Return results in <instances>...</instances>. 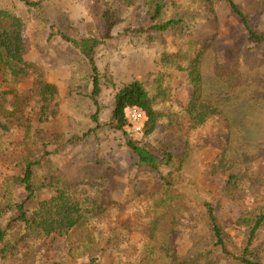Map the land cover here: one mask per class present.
Returning a JSON list of instances; mask_svg holds the SVG:
<instances>
[{
    "label": "rangeland",
    "instance_id": "1",
    "mask_svg": "<svg viewBox=\"0 0 264 264\" xmlns=\"http://www.w3.org/2000/svg\"><path fill=\"white\" fill-rule=\"evenodd\" d=\"M25 1L40 2L0 0V9L24 20L27 58L58 86L59 95L47 113L32 89V76L0 75V122L9 129L0 134V208L5 201H24L25 190L20 183L23 162L37 158L44 160L37 170L38 179H45L52 168L72 183L70 187L77 196H89L103 233L95 234L86 244L77 234L47 232L21 247L13 260L3 262L0 258V264H119L122 257L120 261L137 264L144 258L151 222L165 211L163 188L155 174L136 171L135 155L121 131L91 133L97 128V108L89 99L92 85L85 64L55 34L60 29L74 37H101L105 3L43 0L39 7L32 8ZM165 1L180 4L187 0ZM233 1L253 29L264 35V0ZM211 2L219 20L215 29H197L182 39L170 31L154 42L145 36L125 34L131 26V15L124 10L118 18L126 20L116 26L113 39L99 55L100 66L110 68L113 78L99 99V119L105 124L111 120L117 91L136 80L149 85L159 70L162 52L170 50L188 60L208 48L202 66L201 96L220 111L219 115L209 117L203 126L188 117L194 95L189 84L187 90L177 87L179 93L171 102L155 100L154 108L162 115L155 133L144 137L127 126L132 138L157 155L163 147H171L174 159L161 171L172 173L173 193L181 198L178 204L170 205V213L160 226L158 255L145 264H170L172 255L188 260L204 249H214L220 264H241L214 248L203 202L214 205L228 246L237 252L243 250L259 216L264 214V44L249 40L224 0ZM131 7L137 26L150 20L156 2L133 0ZM232 58L241 63L244 73L243 83L237 87L226 84L223 78ZM173 84L178 85L177 81ZM179 112L184 119L172 125V116ZM75 137L82 139L73 145L66 143ZM225 157L236 163L232 171L238 177L236 184H229V175L222 168ZM45 184L46 189L28 204L31 210L56 196L57 188L49 181ZM18 237L9 240L16 242ZM250 250L264 263V223ZM93 258L99 261L95 263Z\"/></svg>",
    "mask_w": 264,
    "mask_h": 264
},
{
    "label": "trees",
    "instance_id": "2",
    "mask_svg": "<svg viewBox=\"0 0 264 264\" xmlns=\"http://www.w3.org/2000/svg\"><path fill=\"white\" fill-rule=\"evenodd\" d=\"M139 0H136V2ZM150 1V0H144ZM156 2V10L150 16L146 23H139L134 26L131 3L133 0H103L105 7L102 6V30L101 37L90 35L87 37H74L60 29L55 34L65 40L76 54L83 60L87 75L91 82V93L89 99L97 108L94 115L97 128L92 130L116 129L121 131L126 137L127 146L133 151L136 159V171L138 173H151L159 177L164 195L165 211L151 222L150 236L145 243L144 258L137 264H145L154 260L157 254V237L161 224L170 213V205L178 204L181 201L180 196L173 193L174 181L172 173L165 175L162 173V167L169 164L174 155L171 147H163L161 154L157 155L148 146H142L136 139L132 138L127 131L130 127L126 117L128 107L137 106L143 109L148 116L143 135L149 137L158 128V121L162 115L158 114L154 108L155 100L164 99L171 102L175 95H178L177 87L184 90L194 88L192 98V108L188 111L190 117L196 124L203 126L209 117L220 114V111L213 108L202 100V66L206 59L208 48H203L197 57L191 56L188 60H183L180 54L171 53L165 50L158 57L159 70L149 81V85L141 81H134L119 89L115 95V103L110 122H100V97L113 82L110 68L102 69L99 64L100 53L103 46L113 39V31L118 24L124 23V19L118 18V13H127L131 15L129 26L125 32L126 35L145 36L148 41L154 42L159 36L170 31L176 32L180 39L189 33L202 28L215 29L218 24V15L211 0H187L184 3H167L165 0H152ZM230 10L239 19L240 24L245 29L249 40L254 44H264V35L259 34L253 29L248 18L233 0H224ZM40 2L25 1L32 8L39 7ZM25 22L12 12L0 9V75L4 78H10L14 73L20 75L32 76V89L40 98L45 112H49L51 104L59 95V88L56 84L49 81L47 74L39 65L27 58V50L24 40ZM110 35V37L108 36ZM212 40L210 44L213 42ZM226 84L237 87L241 86L244 80L241 63L232 58L229 70L223 75ZM174 81L178 85L174 86ZM0 105V113H2ZM179 112L172 116V125L183 120ZM131 128V127H130ZM8 127L0 122V134H6ZM86 134L84 137H87ZM82 138H71L66 143L74 144L75 141ZM228 157L222 159V168L228 173L229 184H236L238 177L232 172L236 163L228 160ZM27 158L23 162V177L20 179L21 185L25 190L24 201H5L4 207L0 208V258L3 262L13 260L23 248L34 238L40 237L47 232H55L61 235L73 233L81 236L82 242L89 244L95 234L103 233L100 223L95 218L93 205L87 194L77 196L72 183L60 176L59 172L52 168L48 170L45 179H38L37 170L43 166L42 160ZM45 159V158H44ZM185 158H182V162ZM49 181L52 186L57 188L55 197L38 204L35 210H31L28 204L37 199L39 193L46 189V182ZM147 190H144V193ZM137 193H141L137 191ZM203 209L207 218V227L213 238L214 248L235 262L241 264H264L260 261L250 248L253 246L258 231L264 223V214H261L256 225L251 230L247 242L241 252L231 250L228 246L226 233L221 227L216 216V209L211 202L204 201ZM19 236L16 242L9 239ZM123 258V257H122ZM121 258V259H122ZM120 259V260H121ZM95 263L99 260L93 258ZM119 260V264H136L132 260ZM170 264H220V259L215 256L214 249H204L198 252L196 256L188 260L180 259L176 255L170 256ZM93 262V263H94Z\"/></svg>",
    "mask_w": 264,
    "mask_h": 264
},
{
    "label": "built area",
    "instance_id": "3",
    "mask_svg": "<svg viewBox=\"0 0 264 264\" xmlns=\"http://www.w3.org/2000/svg\"><path fill=\"white\" fill-rule=\"evenodd\" d=\"M126 117L131 129L137 134H143L148 121L147 113L140 107L133 106L126 109Z\"/></svg>",
    "mask_w": 264,
    "mask_h": 264
}]
</instances>
